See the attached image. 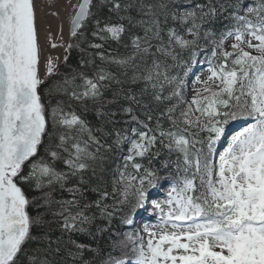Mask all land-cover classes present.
<instances>
[{
    "label": "snow or ice",
    "instance_id": "snow-or-ice-1",
    "mask_svg": "<svg viewBox=\"0 0 264 264\" xmlns=\"http://www.w3.org/2000/svg\"><path fill=\"white\" fill-rule=\"evenodd\" d=\"M65 3L0 0V264H264V0Z\"/></svg>",
    "mask_w": 264,
    "mask_h": 264
},
{
    "label": "rangeland",
    "instance_id": "rangeland-1",
    "mask_svg": "<svg viewBox=\"0 0 264 264\" xmlns=\"http://www.w3.org/2000/svg\"><path fill=\"white\" fill-rule=\"evenodd\" d=\"M193 71L196 75H200L202 78L207 75L206 72L202 73L200 71L199 66L195 68ZM193 80H194V76L190 75L189 88L193 87L192 84ZM243 126H244L243 121L233 122L229 127L228 136L230 137L232 134L239 131L240 128H242ZM167 191H168L167 184H164L163 186H159L150 190L146 204L141 210H139L137 216L135 217L134 229L136 231H139L142 234L146 235V233H144L145 226L151 227L159 223V214L157 209H155L154 207V203L158 201H162L166 197Z\"/></svg>",
    "mask_w": 264,
    "mask_h": 264
},
{
    "label": "bare ground",
    "instance_id": "bare-ground-1",
    "mask_svg": "<svg viewBox=\"0 0 264 264\" xmlns=\"http://www.w3.org/2000/svg\"><path fill=\"white\" fill-rule=\"evenodd\" d=\"M74 2V0H73ZM49 5H54V7H49ZM68 6L65 0H37V14L38 23L40 28V39L44 42L46 29L51 26L53 31H58L59 25L64 21L67 15ZM59 10L60 18L57 19L55 16L46 15L51 11ZM65 28V39H67V24L64 25Z\"/></svg>",
    "mask_w": 264,
    "mask_h": 264
},
{
    "label": "trees",
    "instance_id": "trees-1",
    "mask_svg": "<svg viewBox=\"0 0 264 264\" xmlns=\"http://www.w3.org/2000/svg\"><path fill=\"white\" fill-rule=\"evenodd\" d=\"M189 95H191V93H189ZM157 186H160V185H157Z\"/></svg>",
    "mask_w": 264,
    "mask_h": 264
}]
</instances>
